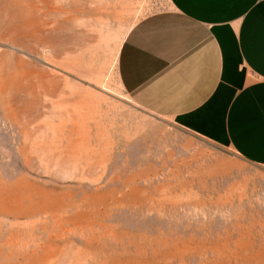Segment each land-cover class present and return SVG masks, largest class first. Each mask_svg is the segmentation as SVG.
<instances>
[{
    "label": "rangeland",
    "instance_id": "374dc122",
    "mask_svg": "<svg viewBox=\"0 0 264 264\" xmlns=\"http://www.w3.org/2000/svg\"><path fill=\"white\" fill-rule=\"evenodd\" d=\"M22 2L0 39V264H264V165L122 84L131 30L176 0Z\"/></svg>",
    "mask_w": 264,
    "mask_h": 264
},
{
    "label": "crops",
    "instance_id": "0c3cea01",
    "mask_svg": "<svg viewBox=\"0 0 264 264\" xmlns=\"http://www.w3.org/2000/svg\"><path fill=\"white\" fill-rule=\"evenodd\" d=\"M119 72L146 110L264 165V0H176L133 27Z\"/></svg>",
    "mask_w": 264,
    "mask_h": 264
},
{
    "label": "bare ground",
    "instance_id": "6f19581e",
    "mask_svg": "<svg viewBox=\"0 0 264 264\" xmlns=\"http://www.w3.org/2000/svg\"><path fill=\"white\" fill-rule=\"evenodd\" d=\"M22 3H23L22 0H11L7 2V7L4 8L2 13L0 14V39L3 38L8 31L13 30L18 26V22H17L18 17H16V14L14 17H9L8 15L10 13L8 11L9 7L13 5L23 6ZM19 18H23V16L20 15Z\"/></svg>",
    "mask_w": 264,
    "mask_h": 264
}]
</instances>
